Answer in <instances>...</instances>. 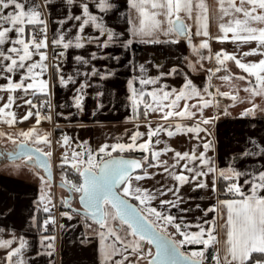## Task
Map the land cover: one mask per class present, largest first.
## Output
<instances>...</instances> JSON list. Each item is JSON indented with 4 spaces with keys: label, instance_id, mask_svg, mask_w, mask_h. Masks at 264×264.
Masks as SVG:
<instances>
[{
    "label": "snow or ice",
    "instance_id": "6c2138e0",
    "mask_svg": "<svg viewBox=\"0 0 264 264\" xmlns=\"http://www.w3.org/2000/svg\"><path fill=\"white\" fill-rule=\"evenodd\" d=\"M54 6L61 8L63 14L55 20L60 27L55 30L51 43L62 46L61 56H65L70 48L80 50L73 57L72 72L65 74L59 63L55 65L59 83L70 87L73 93L71 104L66 102L65 106L73 107L77 113L85 112L86 97L93 95L96 107L92 109V116L95 118L107 107L103 100L105 83L118 73L117 67H110L109 63L98 66L97 62L108 61L133 69V75L127 79V100L133 114L126 117L133 123V130L130 135L125 131L126 141H105L93 149L89 140H78L62 133L64 151L59 164L62 169L70 166L73 174L79 177V182L68 179L66 170L62 173L61 186L79 194L83 208H73L61 215L71 220L72 212H82L88 228H91L87 224L89 217L99 225L96 234L100 237L101 264H206L207 249L221 243L223 256L217 248L211 257L214 264H264V136L246 138L241 150L232 156L233 161L252 160L257 164V168L248 170L243 165L238 167L235 164L221 168L214 155L209 154L210 150L215 149V141L201 138L199 133L211 136L207 127L200 126L201 123H213L211 117L191 126L177 123L165 127L157 123L153 127L148 122L147 131H140L137 121L140 119L141 105L146 117L149 110L159 112L161 120L196 117L188 101L199 98L192 107L202 113L205 106L214 102L202 97L214 94L208 91V85L202 93L189 75L181 73L175 64L169 71L161 70L158 75L152 76L147 74L146 65L141 63L137 76L135 55L131 53V46L137 40L148 44H178L181 39H186L188 45L201 55V59H204L201 54L204 49L208 50L210 59V40H231L241 44L255 42V47L241 51L239 55L224 48L214 55L217 63L226 71V62L234 61L248 74L240 76V79L250 81V77H255L254 83L250 81L246 89L251 93L249 99L264 96V0H217L216 19L220 21V34L215 36L209 31L210 9L206 0H43V3L0 0V78L5 81L0 82V91L6 94V99L0 96V121L13 126L18 121L36 117L35 123L27 129H19L15 133L0 131V138H4L5 143L11 141L15 145L11 152H0V157L11 162L13 171L23 166L17 162L23 160L29 165H38L46 173H35L41 181V193L33 204L37 210L43 204V211L49 214L42 223L34 214L28 219L29 225L40 230L39 245L44 249L43 253L37 251L35 255L52 257L55 251V236L43 234L50 224H56V217L50 214L51 187L46 183L51 179L53 153L39 147L53 143L51 133L41 131L39 125L42 119H52V105L47 99L52 95L51 85L48 79L43 78V73L49 67L46 62L48 24ZM161 16L165 19H161ZM185 16L191 18L193 24H187ZM121 18L125 19L124 25L118 23ZM161 33L167 37V41L160 39ZM194 35L204 38L196 44ZM125 53H131L132 58L129 59ZM253 54H259L260 58L254 61L242 59ZM35 55L39 59L34 60ZM123 60H127V64H123ZM208 71L211 73L220 69ZM177 74L184 76L179 88L166 83L158 85L162 78ZM17 76L18 79L15 78ZM222 79L227 81L231 77L225 75ZM137 81L140 88L136 87ZM149 85L156 86L149 88ZM89 89L95 91L90 93ZM18 91L20 94H17ZM37 93L46 97L39 104L33 99ZM114 93L113 88L109 96ZM218 94L232 96L233 100L237 98L235 93L228 91ZM17 100L20 101L17 108L27 106L24 115L12 110ZM180 101H184L182 108L179 107ZM109 103L112 104L111 99ZM40 106H46L49 113L42 115ZM257 109L258 105L251 103L240 115L254 117ZM224 114H227V110ZM66 115L71 122L73 113ZM161 132H167L169 137L181 132L193 133L199 143L194 144L190 151H179L166 141L163 142L164 147H156L162 143L159 138ZM201 144L202 151L199 150ZM136 150L145 154L141 158L125 155ZM169 152L173 154L169 159H161V154ZM0 167L7 168L9 165L0 164ZM158 175L163 183L157 180ZM241 178H244L243 184ZM147 180L154 181V184L144 186ZM219 181L224 182L223 190L232 198L217 199L216 203L203 211L205 215L216 210L222 214L226 209L225 224L218 225L216 217H212L198 224V231H188L189 225L180 213L192 211L191 205L181 207L192 197L186 196L182 189L188 187L193 192L210 189L219 194ZM245 185H250V188H245ZM61 202L69 204V199L62 197ZM153 202H156L155 206ZM195 207L200 208V205ZM173 209L177 210V214H173ZM12 212V207H0V264H30L26 257L29 240L24 234H17L15 226L4 223ZM116 221L119 223H113ZM169 226H174L175 231L170 232ZM60 227L66 226L62 224ZM218 229L226 230V239L222 242L218 239ZM117 256L119 259H115ZM49 264H52L51 259Z\"/></svg>",
    "mask_w": 264,
    "mask_h": 264
},
{
    "label": "crops",
    "instance_id": "0c3cea01",
    "mask_svg": "<svg viewBox=\"0 0 264 264\" xmlns=\"http://www.w3.org/2000/svg\"><path fill=\"white\" fill-rule=\"evenodd\" d=\"M35 3H43V0H34ZM210 9V19H209V31L212 36L218 35L219 20L216 19L217 0H206ZM47 8H45V13L47 14ZM63 10L59 7H53L52 15L49 17L48 28L50 30V46L55 52H62V46H54L51 41L54 38L55 30L60 27L55 23L58 15H62ZM133 15L135 13L133 12ZM182 15H184L182 13ZM161 19H165L161 16ZM227 17H225V20ZM185 22L187 24H193V20L185 16ZM119 24L124 25L125 19L121 18L118 21ZM165 21V27H166ZM123 30V29H121ZM195 31V25H193V32ZM15 35V33H12ZM231 35V34H229ZM204 37L193 36L194 43L198 44L199 40ZM160 39L167 41V37L162 33L160 34ZM212 57L208 58V50H202L201 54L204 59H201V55H198L196 51L188 45L186 39H181L178 44L175 43H156L148 44L137 40L131 46V53L135 55L136 72L135 75L139 76L138 65L144 63L146 65L147 74L156 76L159 71L163 70L165 72L169 71L171 67L175 64L181 69V73H187L197 87L204 92V88L208 85V91L213 93V96L204 95L202 98L213 100L212 104H209L203 108V112L197 111L195 107H192L196 100L199 98H192L188 101L190 110L196 112V117H175L169 118L168 120H161L160 113L156 111L149 110L148 116L146 117L143 109V105L140 106V119L137 121L140 127V131H147L146 124L151 122L153 127L157 123L162 124L167 127L168 125H175L177 123L183 124L185 126H191L192 124L198 123L203 120V118L211 117L213 118V123L202 124L201 127H207L211 136H206L205 133L201 132L199 135L204 139H212L215 141L214 151L210 150L209 154L214 155L216 163L221 168H227L229 164H235L236 166L243 165V168L251 170L257 168V164L252 160L248 161H233V154L241 150V146L248 137H260L264 136V96H251L250 91L246 89L250 85V81L254 83L255 77H250L249 80L240 79V76H247L248 74L243 72L234 61H227V71L223 66H220L216 59L214 53L221 48H224L228 52H234L239 55L241 51H246L250 47H255V42H250L248 44H241L234 41H217L210 40ZM111 51V49H109ZM47 51V49H46ZM80 50L70 48L67 50L64 60L58 61L56 58L52 59L53 62L50 64L48 52H47V64L48 69L44 71L43 78L48 79L51 85V96L47 99H51L53 104V110L51 120L42 119L39 128L41 131H48L51 133L50 138L53 143L51 146L40 145L45 151H51L53 153L51 161L54 167H60L59 160L61 159L62 153L64 151L63 143L61 140L62 133H67L68 135L78 138V140H89L93 149L99 144L105 141L112 143L117 139L127 140V136L124 135L127 130L128 135L131 134L133 130V123L129 122L126 117L133 114L130 101L127 100L128 89H127V79L133 75V69L131 67H121L120 65L112 64L108 61H98V66L101 63H109L110 67H117V76L112 78L110 82L105 83V96L103 98L104 103L107 107L103 112L97 113L95 118L92 116V109L96 107L95 99L93 95L86 97V111L82 113H77L73 107L65 106L71 104L70 97L72 96V89L70 87H65L59 83L57 69L55 65L60 64L63 73H69L73 71L74 59L73 57ZM117 51H121L117 49ZM131 53H125L129 59H131ZM63 57V56H62ZM259 54H253L247 57H242L246 61L258 60ZM33 59H39L38 55H35ZM123 64H127V60L122 61ZM157 64L160 65L157 68ZM192 65V66H190ZM219 68L220 71L209 72V69ZM235 74V75H233ZM228 75L231 77L230 80L222 79L223 76ZM18 79V76L15 77ZM184 81V76L182 74H177L173 76H167L158 81V85L167 84L169 86H175L179 88ZM0 82H5L0 78ZM156 85H149L148 87H155ZM136 87L140 88L138 81L136 82ZM115 89L113 96H109V92ZM90 93L94 92L95 89H89ZM232 92L236 94V99L233 100L232 96H223L218 93L222 92ZM17 94H20L19 91ZM0 96L6 99V94L0 91ZM27 98V97H25ZM45 95L37 93L33 98L34 102L39 104L45 99ZM112 100V104L109 100ZM150 101V97L148 98ZM170 102V101H169ZM218 102V103H216ZM184 101L179 102V107H183ZM251 103H256L258 105L256 116H241L240 113L245 109L250 107ZM20 101L17 100L13 105L14 111H17L18 115H24L27 111L26 105H19ZM114 105V106H113ZM35 110V109H34ZM227 110V114L225 113ZM39 111L42 115L40 106ZM73 113L71 117V122L67 118V113ZM64 113L65 115H60ZM36 117H29L27 121H18L16 125L9 126L3 121H0V131L12 130V133L17 132L19 129H27L29 126L35 123ZM77 125H83L84 127H78ZM146 138V137H145ZM159 138L162 143L156 145V147H164V141L168 143L169 146L175 148L179 151L191 150L194 144L199 143L195 139V134L189 132H181L176 135L169 137L167 132L159 133ZM155 139V138H154ZM1 142V139H0ZM10 142V143H9ZM6 144L0 143V148H5L6 145H14L11 141ZM200 151L203 150L202 144L199 148ZM142 152L140 150H136ZM134 152V151H133ZM128 153V152H127ZM145 153H141L140 158ZM173 154L171 152L161 154V159H169ZM26 162V161H25ZM27 164V162H26ZM28 168L23 169L26 174H20L17 171L6 170L11 167H1L0 169V207H12L13 212L8 217L5 224L15 226L17 234H24L29 240L30 247L26 250V257L30 261V264H49L51 259L52 264H101V253H100V237L96 233L99 231V225L94 221L87 219V224L91 225V228L86 226L85 216H80L76 212H72V219L69 220L67 217L62 216L61 213L68 210L65 204L59 207L57 214L55 215L54 204L51 201L52 209L51 215L56 217L57 224L52 233H43L44 235L55 236V251L52 257L43 254L39 257L35 255L37 251L44 252V249L39 245V235L40 230L29 225L28 219L30 215H36L40 223L46 219L49 213L43 211L44 205L42 204L39 210L36 209L33 202L37 200V197L41 193V181L38 176H36V171H39L41 175H44L42 170L38 167L27 164ZM70 166H65L63 170H67ZM55 169V170H56ZM3 170V171H2ZM152 171V169H148ZM243 179L240 182L243 184ZM157 180L161 183L160 176H157ZM154 181L147 180L144 182V186L153 185ZM218 187L220 188V181L218 182ZM245 188H250V185H245ZM186 196H191L192 199L186 204H182L181 207L192 206V211L187 213H180L183 216L184 222L189 225L188 231H198L197 225L202 223L203 220H211L212 217H216L218 225H223L227 219L226 209L212 211L207 215L204 214V209L208 208L211 204L216 203L217 199H229L232 198L229 194L220 188L219 194L211 192L210 189L197 190L195 192L191 191L188 187L182 189ZM58 192V191H57ZM51 195L53 198V184L51 186ZM53 200V199H52ZM156 202H153L155 206ZM199 204L200 208H196L195 205ZM173 214H177V210H172ZM200 218V219H197ZM92 221V222H91ZM65 225L66 227L61 228L60 225ZM118 224V223H116ZM169 231L174 232V226H169ZM218 239L222 242L226 239V230L218 229ZM179 238V237H177ZM110 243V241H109ZM202 247V245H201ZM220 249L221 257L223 256L222 243L215 245V247L210 246L207 251L206 263L210 262L214 264L211 257L215 254L216 249ZM119 259V256L115 257ZM143 264V262H142Z\"/></svg>",
    "mask_w": 264,
    "mask_h": 264
},
{
    "label": "built area",
    "instance_id": "2783aa9c",
    "mask_svg": "<svg viewBox=\"0 0 264 264\" xmlns=\"http://www.w3.org/2000/svg\"><path fill=\"white\" fill-rule=\"evenodd\" d=\"M38 32V35H39V30H37ZM48 38H49V44H48V48H47V52H48V56H49V60H50V64H52L54 58H56L58 61H63L64 60V56L62 57L61 56V53L60 52H55L53 53L52 49H51V46H50V30L48 28ZM48 100H50L51 102V114H52V110H53V104H52V101L51 99L49 98ZM42 108V112L47 115L49 113V109L46 107V106H41ZM224 191V190H223ZM58 192H57V188H56V185H54V188H53V204H54V211H55V215L57 214L58 210H59V197H58ZM56 224H57V220H56ZM55 225H49V228L47 229V231H45L44 233H52L55 229ZM208 264H211L210 262H208Z\"/></svg>",
    "mask_w": 264,
    "mask_h": 264
},
{
    "label": "rangeland",
    "instance_id": "374dc122",
    "mask_svg": "<svg viewBox=\"0 0 264 264\" xmlns=\"http://www.w3.org/2000/svg\"><path fill=\"white\" fill-rule=\"evenodd\" d=\"M3 132H10V133H12V130H3ZM1 139V142L0 143H3V144H6L5 142H4V138H0ZM9 142V141H8ZM7 142V143H8ZM10 143V142H9ZM39 147H40V145H39ZM5 148H10V146H8V145H6L5 146ZM18 163H21L23 166L21 167V168H28L27 166V164H26V162L25 161H23V160H19V161H17ZM0 164H8L9 165V167H11V162L9 161V160H3V161H1L0 162ZM0 169H1V167H0ZM56 169V168H55ZM6 170H12V168H10V169H6ZM3 171V170H2ZM17 172L18 173H20V174H26V172L25 171H23V169H21V170H17ZM56 179H58V180H63V176H62V174L60 175V176H58L57 175V169H56ZM77 182H79V181H77ZM46 183L51 187L52 186V183L49 181V180H47L46 181ZM53 188H54V185H53ZM56 188H57V191H58V197L61 199L62 197H67L68 196V191L64 188V187H59V186H56ZM52 196V195H51ZM77 196H78V194L77 193H74V200H73V204L74 205H78V202H77ZM53 199V198H52ZM51 199V201H53ZM78 215H80V216H83V215H81V214H78ZM84 217V216H83ZM91 220V219H90ZM92 222V221H91ZM113 223H119L118 221H116V222H113ZM154 250V249H153Z\"/></svg>",
    "mask_w": 264,
    "mask_h": 264
},
{
    "label": "water",
    "instance_id": "95a60500",
    "mask_svg": "<svg viewBox=\"0 0 264 264\" xmlns=\"http://www.w3.org/2000/svg\"><path fill=\"white\" fill-rule=\"evenodd\" d=\"M15 148V145H11L9 149L5 148V152H11L13 151ZM126 156H129V157H134V158H140V157H137V156H133V155H126ZM5 160V159H4ZM52 163V161H51ZM33 166H36L39 168L38 165H33ZM39 170H42L44 175H46L45 171L43 169H40ZM53 185H56V186H59V187H62V180H58L56 179V170H55V167L52 163V169H51V179L49 180ZM67 191H68V196L65 197V198H68L69 199V204H65L66 207L68 208V210H71L73 208H77V209H82L83 208V205L79 202V194L77 196V202H78V205H74L73 204V200H74V192L70 191L68 187H64ZM133 202L135 203L136 201L133 200ZM77 213V212H76ZM78 214H81L83 215V213H78ZM84 216V215H83ZM89 219H91L89 217ZM96 223V222H95ZM97 224V223H96ZM154 249V248H153ZM207 264V263H206Z\"/></svg>",
    "mask_w": 264,
    "mask_h": 264
},
{
    "label": "trees",
    "instance_id": "16d2710c",
    "mask_svg": "<svg viewBox=\"0 0 264 264\" xmlns=\"http://www.w3.org/2000/svg\"><path fill=\"white\" fill-rule=\"evenodd\" d=\"M142 152H139V151H134V152H126L125 155H133V156H137L139 157L141 155ZM66 171V170H65ZM61 166L57 167V175L60 176L62 173L65 172ZM67 175H68V179L70 180H75V181H79V177L77 175H74L71 168H67ZM223 185H224V182L223 181H220V188L223 189ZM64 203L61 202V199L59 198V205L60 207L63 206ZM195 247H201V245H193ZM186 248L189 247V246H185ZM210 260V259H209ZM207 260V261H209Z\"/></svg>",
    "mask_w": 264,
    "mask_h": 264
},
{
    "label": "flooded vegetation",
    "instance_id": "af4514ba",
    "mask_svg": "<svg viewBox=\"0 0 264 264\" xmlns=\"http://www.w3.org/2000/svg\"><path fill=\"white\" fill-rule=\"evenodd\" d=\"M7 149H9V148H7ZM0 152H5V148H0ZM3 160H4V158L0 157V162L3 161Z\"/></svg>",
    "mask_w": 264,
    "mask_h": 264
}]
</instances>
